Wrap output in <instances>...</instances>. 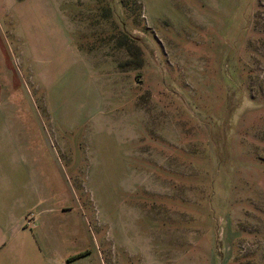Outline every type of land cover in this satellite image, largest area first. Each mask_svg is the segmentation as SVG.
<instances>
[{"label": "rangeland", "instance_id": "rangeland-1", "mask_svg": "<svg viewBox=\"0 0 264 264\" xmlns=\"http://www.w3.org/2000/svg\"><path fill=\"white\" fill-rule=\"evenodd\" d=\"M0 45L105 264H264V0H0Z\"/></svg>", "mask_w": 264, "mask_h": 264}, {"label": "crops", "instance_id": "crops-1", "mask_svg": "<svg viewBox=\"0 0 264 264\" xmlns=\"http://www.w3.org/2000/svg\"><path fill=\"white\" fill-rule=\"evenodd\" d=\"M9 69L0 45V103L14 83ZM7 114L0 112V264H105L90 246L88 213L71 202L55 150L10 134L9 125L24 123H9ZM39 115L32 113L40 130Z\"/></svg>", "mask_w": 264, "mask_h": 264}, {"label": "built area", "instance_id": "built-area-1", "mask_svg": "<svg viewBox=\"0 0 264 264\" xmlns=\"http://www.w3.org/2000/svg\"><path fill=\"white\" fill-rule=\"evenodd\" d=\"M33 219V213L32 211H28L25 215V221L26 223H30Z\"/></svg>", "mask_w": 264, "mask_h": 264}]
</instances>
